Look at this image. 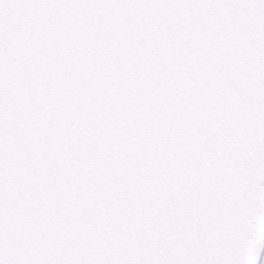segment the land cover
<instances>
[{"label":"snow or ice","instance_id":"obj_1","mask_svg":"<svg viewBox=\"0 0 264 264\" xmlns=\"http://www.w3.org/2000/svg\"><path fill=\"white\" fill-rule=\"evenodd\" d=\"M0 264H264V0H0Z\"/></svg>","mask_w":264,"mask_h":264}]
</instances>
